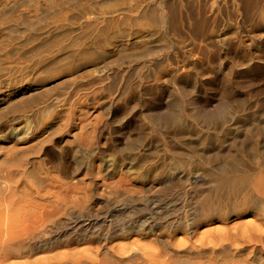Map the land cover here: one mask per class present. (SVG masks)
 Returning a JSON list of instances; mask_svg holds the SVG:
<instances>
[{
    "label": "bare ground",
    "instance_id": "obj_1",
    "mask_svg": "<svg viewBox=\"0 0 264 264\" xmlns=\"http://www.w3.org/2000/svg\"><path fill=\"white\" fill-rule=\"evenodd\" d=\"M249 1H253L252 8L261 9L264 14V0H246ZM242 3H245L244 0ZM100 38L102 41L105 37L102 35ZM38 39L28 38V41H40ZM57 42L58 38L53 43L33 46L28 56L31 64L24 68L19 67L17 70L21 73L14 77L15 80L25 86L33 79L42 82L49 75H54L58 81L77 72L81 66L77 58L84 51H76L68 45L57 46ZM62 51L66 52L65 55L61 54ZM98 53H86L83 64L88 67L95 65L96 60L101 57ZM1 64L3 66V62ZM2 66L0 71L4 70ZM15 66L17 68V63ZM6 67L8 72L13 71L10 70L12 67ZM121 100V112L112 116L109 113L107 117L93 110L97 105L99 107L95 98L88 100L85 105L81 102L84 109L80 112L60 109L46 114L47 116L42 115L44 120L40 123L39 130L35 127V132L33 130L26 135H12L15 140L27 145L23 148H14L16 146L11 144L13 148H10L0 143V207H5L8 211L14 207H18L17 211L23 210L18 216V212L13 209L17 213V218L11 214L13 219L7 215L8 212L4 213L7 220H11L10 223L3 224L6 217L3 216L0 223V264H7L6 261L11 255L20 256L23 253L77 242H85L89 246L73 251L65 250L63 253L54 252L51 256L49 254L33 261L26 259V262L23 260V263L16 264H221L218 257L228 250L264 253V143L258 142V135L255 136L258 133L264 137V125L255 132L256 130L253 131L245 124L256 112L264 116V108L259 110V101L227 97L219 100L215 109H210L206 106L212 100L200 102L188 99L176 102L182 106V110L161 112L157 107L164 103L163 100ZM225 102L231 104L232 111L227 119L221 120L220 107ZM141 103L148 109L139 118V114L134 112L135 105ZM166 103L168 107H173L175 101L168 100ZM187 103L192 108H184ZM1 111L0 108V113ZM143 115L162 121L145 122L146 117ZM200 117L204 119L203 125L199 122ZM110 122H117L121 131L117 136L111 133L107 138L104 133ZM130 124H133L132 131L127 129ZM241 128H245L244 137L247 140H237L242 136L240 134L233 142L226 143L225 137L232 130L241 131ZM109 129L116 130L114 127ZM0 135L5 134L0 131ZM118 141L122 142L119 146ZM48 145L52 146V152L58 161L53 165L54 169H59L62 176L69 179L65 180L60 174L52 176L46 173L43 176L38 171L40 175L37 177H43L33 188V184L25 176L30 172L36 173L39 160L36 161L35 158H40ZM110 149L113 151L109 152ZM118 151L124 153L122 162L116 160ZM67 153L71 155V161L66 160ZM184 177L195 182L208 183L206 196L199 205L195 204L197 206L191 214L192 218L187 221L183 218L160 221L162 216L133 218L132 212L129 215L124 214L130 203H116L110 207L108 201L106 204L109 208L107 206L101 214L89 212L83 221L64 222L63 217L66 214L76 218L75 208L77 210L84 204L91 205L97 200H104L102 203H105V198H108L111 191L126 195V199L130 201L133 200L130 199L132 196L145 193L149 189L157 190L162 182L170 183ZM21 186L25 188V192L26 189L31 192L29 197L28 193L24 194L26 200L17 197ZM19 193L20 190L18 196ZM242 193L246 195L245 200L241 197L244 196ZM238 194L244 200L241 202L244 210H238L237 206L238 211L231 214L240 219L257 215L261 224L257 221L256 223L260 226L248 220L253 226L246 223L244 227L238 223L239 227H229L226 222L222 227H209L202 230L203 232L194 229L198 220L199 224L206 223V226L216 218V214L221 216V224L233 217L223 204L225 199ZM180 234H185L184 238L179 237ZM145 237H151L152 240H141Z\"/></svg>",
    "mask_w": 264,
    "mask_h": 264
},
{
    "label": "rangeland",
    "instance_id": "obj_2",
    "mask_svg": "<svg viewBox=\"0 0 264 264\" xmlns=\"http://www.w3.org/2000/svg\"><path fill=\"white\" fill-rule=\"evenodd\" d=\"M242 1L0 0V57L2 58H0V62H3V66L2 64L0 66L4 68L0 71V99L3 100L0 101V108L2 109L0 131L5 134L0 135V143H4L10 148L14 146H16L14 148H23L27 145L15 140L12 135H26L27 132L33 130L35 132L44 120L42 115L47 116L46 114L55 113L60 109L80 112L84 109L81 102L82 105H85L88 100L93 98L99 104V107L96 104L97 107H94L93 110L106 117L109 113L112 116L121 112V99L133 101L163 100L164 103L157 107V110L161 112L174 109L182 110V106L179 103L177 105L176 102L187 101L188 99H196L200 102L212 100V103L206 107L215 109V104L227 97L257 99L259 110L263 109L264 17L262 16L264 14L261 9L252 8L253 1L246 2L244 0L245 3ZM246 4L251 6L248 7ZM126 33L130 34L127 35ZM102 35L105 38L100 41ZM34 37H38L40 41H28V38ZM57 38L59 39V42L56 43L57 46L59 44L60 46L68 45L71 49L74 47L76 51L78 49L84 51L82 54L85 52L97 54L99 52L101 57L96 60L95 65L88 67L83 64L86 53L83 56L79 54L77 61L78 63L81 62V66L73 74L75 77L72 75L56 81L57 77L49 75L42 82L33 79L29 85L27 83L25 86L19 83V80L16 81L17 79L15 80L14 77L21 73L17 69L19 67L24 68L32 62L28 59L31 54L30 49L36 45L53 43ZM65 53L62 51L61 54L65 55ZM13 62L17 63V68L16 63ZM6 66L12 67L9 69L13 71L5 70ZM74 79L77 81L75 82ZM15 81L17 83H14ZM68 84L69 86H67ZM168 100L175 101V105L168 107L166 103ZM10 103L12 104L9 106ZM135 106L136 112L134 113H138L139 118H142L141 114H145L148 107L144 106L143 103ZM185 106L184 108L187 109L192 108V105L188 103ZM143 116L146 117L145 122L162 121L161 119L149 118L146 115ZM253 116L248 118L245 124L257 132L258 129L261 130V125H264V116L262 115V117L258 112L254 113ZM124 121L127 122V120ZM199 122L202 123L201 125L204 124L203 117H200ZM110 127H114L116 130H110ZM119 127L117 122H110L105 130V136L107 135L106 137L109 138L111 133L117 136V133L121 131ZM132 127L133 124H130L127 129L132 131ZM242 127L245 126L242 125ZM241 129V131L239 129L232 130L225 137L226 143L233 142V139L240 134L242 136L237 140L246 141L247 138L244 137L245 128ZM257 135L259 138L257 141L264 143V137L259 136L258 133L255 136ZM133 136L135 135L133 134ZM121 143L118 141V146ZM10 144L14 146L11 147ZM51 147L49 146L46 151H43L40 158H35L36 161L39 160L37 161L39 166L35 171L36 173L30 172L25 176L28 182L33 184V188H35L34 184L40 183L38 182L39 179L46 173L52 176L60 174L59 176L65 179L61 171L53 167L58 161ZM112 151V149L109 150V152ZM123 157H125L124 153L118 151L116 160L122 162ZM45 158L47 159L45 160ZM66 160L71 161V155L68 153ZM38 171L43 175L40 178L37 177L40 175ZM177 180L170 181V183L169 181L162 182L157 190L155 188L149 189L145 193L132 196L130 199L133 200L130 201L126 199V195L111 191L107 196L110 199L105 198V203H102L104 200H97L91 205L84 204L77 210L75 208L76 218L66 214V217H63L64 222L83 221L89 212L101 214L108 206L106 204L108 201L110 207L115 206L116 203L118 205L130 203L131 207L128 205L127 212L124 214L129 215L132 212L133 218L162 216L160 221L172 218H183L187 221V219L192 218L191 214L194 207L199 205L206 196L208 183L195 182L186 177ZM20 188L18 189L20 196H18L17 191V197L26 200L27 193V197H29L31 192L27 189L25 192L23 190L25 188L22 186ZM25 193L26 195H24ZM242 194L245 197L238 194V196L230 198L231 200L225 199L226 202L223 201V203L225 202L223 206H227L225 208L226 211L229 210L230 216H233L231 212L244 210L242 203L246 199V195ZM0 208L3 209L2 212L0 210V216H2L0 223L7 212L11 219L17 218L16 212H18V216L20 212V214L23 213L22 209L17 211L18 207L9 211L2 206ZM13 209L16 212H13ZM5 212L6 214H4ZM216 215V218L206 226V223L199 224L200 220H198L194 224V229L203 232L202 230L209 227L215 228L217 225L222 227L226 222L229 223V227L233 225L239 227V224L246 227L247 224L248 226L252 223L255 225L256 221L260 223L257 215H248L241 219L233 216L221 224L219 220L221 216ZM10 218L7 220L6 216L2 223H10ZM248 220L253 222L250 224ZM257 226L260 225L257 224ZM184 236L185 234L179 235L181 238ZM120 240L123 238L120 237ZM120 240L117 239V241ZM141 240L148 242L152 238L145 237ZM87 246H89L88 243L77 242L68 246L62 245L48 250L23 253L20 256L15 254L11 255L6 263L16 264L23 263V260H25L24 262L33 261L49 254L51 256L61 251L63 253ZM234 251L236 250L233 249L230 252L228 250L220 254L218 262L221 264H264V253Z\"/></svg>",
    "mask_w": 264,
    "mask_h": 264
},
{
    "label": "clouds",
    "instance_id": "obj_3",
    "mask_svg": "<svg viewBox=\"0 0 264 264\" xmlns=\"http://www.w3.org/2000/svg\"><path fill=\"white\" fill-rule=\"evenodd\" d=\"M232 111V106L231 104L225 102L224 104L221 105L220 107V113H219V118L221 120L227 119L228 116L231 114Z\"/></svg>",
    "mask_w": 264,
    "mask_h": 264
}]
</instances>
